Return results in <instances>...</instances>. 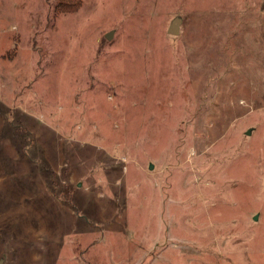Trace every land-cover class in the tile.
I'll return each instance as SVG.
<instances>
[{
  "label": "rangeland",
  "instance_id": "obj_1",
  "mask_svg": "<svg viewBox=\"0 0 264 264\" xmlns=\"http://www.w3.org/2000/svg\"><path fill=\"white\" fill-rule=\"evenodd\" d=\"M74 3L0 0V264H264V0Z\"/></svg>",
  "mask_w": 264,
  "mask_h": 264
},
{
  "label": "water",
  "instance_id": "obj_2",
  "mask_svg": "<svg viewBox=\"0 0 264 264\" xmlns=\"http://www.w3.org/2000/svg\"><path fill=\"white\" fill-rule=\"evenodd\" d=\"M182 22V19L180 17H176L173 19L169 29H168V33L171 34V35H178L180 33V24ZM107 39H110L111 38V35L110 34H107L106 36ZM248 134L251 133V131L249 130L247 132ZM150 169H153V165L151 164L150 165Z\"/></svg>",
  "mask_w": 264,
  "mask_h": 264
},
{
  "label": "trees",
  "instance_id": "obj_3",
  "mask_svg": "<svg viewBox=\"0 0 264 264\" xmlns=\"http://www.w3.org/2000/svg\"><path fill=\"white\" fill-rule=\"evenodd\" d=\"M69 2L70 6L67 7L66 12H73L79 7V4L77 5L76 3H74V0H69Z\"/></svg>",
  "mask_w": 264,
  "mask_h": 264
}]
</instances>
